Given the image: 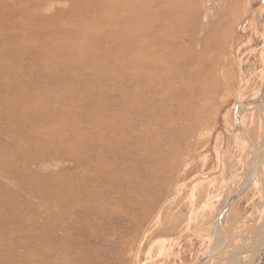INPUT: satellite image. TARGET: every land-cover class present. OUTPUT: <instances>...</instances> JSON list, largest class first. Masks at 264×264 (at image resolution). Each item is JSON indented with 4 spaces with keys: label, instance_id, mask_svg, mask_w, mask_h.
<instances>
[{
    "label": "rangeland",
    "instance_id": "obj_1",
    "mask_svg": "<svg viewBox=\"0 0 264 264\" xmlns=\"http://www.w3.org/2000/svg\"><path fill=\"white\" fill-rule=\"evenodd\" d=\"M263 91L264 0H0V264H199L233 194L246 264Z\"/></svg>",
    "mask_w": 264,
    "mask_h": 264
},
{
    "label": "bare ground",
    "instance_id": "obj_2",
    "mask_svg": "<svg viewBox=\"0 0 264 264\" xmlns=\"http://www.w3.org/2000/svg\"><path fill=\"white\" fill-rule=\"evenodd\" d=\"M261 92V91H260ZM259 96V95H258ZM260 96H262V97H264V91H263V95H261L260 94ZM262 99V98H261ZM251 102V101H250ZM260 102V101H259ZM262 104H264V103H262ZM241 105H242V103L239 101V100H237L236 101V106H235V109H236V112H235V122H236V128H237V131L238 132H240L241 133V131H242V121H241V114H240V111H239V109L241 108ZM243 120V119H242ZM235 129V128H234ZM263 150H264V145H263V148L260 150V152L258 151V153L254 156V157H252V161L254 162V164H255V167L258 165V163H260V161H259V159H264V153H262L263 152ZM253 155V154H252ZM261 157V158H260ZM262 163V162H261ZM260 163V164H261ZM248 165V164H247ZM254 166V165H253ZM262 166V165H261ZM247 167V166H246ZM250 168V167H249ZM248 169V168H247ZM255 170V169H254ZM256 170H259V168H256ZM248 171V170H247ZM244 172V171H243ZM242 172V173H243ZM246 172V171H245ZM240 173H241V171H240ZM247 173V172H246ZM255 173V172H254ZM257 173H259V172H257ZM248 175V174H247ZM254 175V174H253ZM263 179H264V176H260L259 178H258V182H260V184H261V182L263 181ZM257 182V181H256ZM257 182V183H258ZM263 186V185H262ZM262 186H260L261 188H262ZM260 189V188H259ZM238 193V192H237ZM239 194V193H238ZM264 194V193H263ZM238 197V196H237ZM229 198V197H228ZM234 198H236V196L234 197ZM234 198H233V196L231 197V199H233L234 200ZM230 199V198H229ZM229 199H227V202H226V204H224V206H222V208L220 209V212H219V214H218V217L215 219L216 220V222H215V224L213 223V225H214V229H217L218 231H216L217 233H215V232H213L214 233V235L216 236L215 238H216V240L215 241H218L217 243H220L221 245H218L217 246V244H216V242H215V247L217 246V250L215 249V250H212L213 249V247L212 248H210V250L211 251H209L208 252V255H206V256H204L203 258H201L200 260H199V264H210L211 263V261H212V259L216 256V255H218L219 253L220 254H223L224 252H225V250L224 251H222V248H223V241H224V236H225V233H226V229L224 228V226H225V220H226V218H227V215H228V210H229V207H230V205H231V203H232V201H230ZM225 209V210H224ZM264 220V219H263ZM263 220H262V222H263ZM227 224V223H226ZM223 234V235H222ZM210 236V235H209ZM213 236V235H212ZM252 236V235H251ZM256 236H257V234H256ZM259 236V235H258ZM257 236V237H258ZM261 236V235H260ZM262 238H264V237H262ZM254 239H256V238H254ZM262 240H264V239H262ZM212 241V240H211ZM214 241V240H213ZM226 246V245H225ZM214 247V248H215ZM221 248V249H220ZM250 248V247H249ZM253 249V248H252ZM219 250V251H218ZM211 252H214V253H211ZM233 252V251H232ZM254 252V254L252 255V258H251V260L250 261H248V262H246V264H264V244L263 245H261L260 247H256L255 248V251H253ZM162 253V252H161ZM207 253V252H206ZM215 256H214V255ZM230 254V253H229ZM232 254V253H231ZM212 255H213V257H212ZM225 255V254H224ZM241 256V255H240ZM243 256V255H242ZM221 257V256H220ZM246 258V257H245ZM219 262V261H218ZM235 262H236V260H235ZM238 262V261H237ZM229 263V262H228ZM241 263V262H240ZM198 264V263H197ZM227 264V263H226ZM230 264H231V262H230ZM239 264V263H238Z\"/></svg>",
    "mask_w": 264,
    "mask_h": 264
},
{
    "label": "water",
    "instance_id": "obj_3",
    "mask_svg": "<svg viewBox=\"0 0 264 264\" xmlns=\"http://www.w3.org/2000/svg\"><path fill=\"white\" fill-rule=\"evenodd\" d=\"M249 185H250V184H249ZM249 185L247 184V186H246V187H248ZM244 189H245V186H243V187H242V188H240L239 190H240V192H241V191H243ZM235 193H236V192H235ZM238 193H239V192H238ZM232 196H234V197H235V195H234V194H233ZM232 196H231V197H232ZM237 196H238V195H236V198H237ZM231 197H230V199H229L230 201H232V200H233V199H231ZM234 199H235V198H234ZM206 255H208V253H205V254L203 255V257H204V256H206Z\"/></svg>",
    "mask_w": 264,
    "mask_h": 264
}]
</instances>
